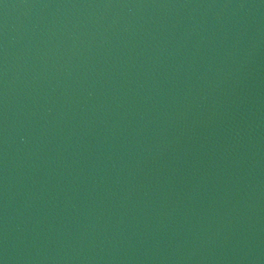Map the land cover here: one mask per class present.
I'll use <instances>...</instances> for the list:
<instances>
[{"label": "water", "instance_id": "95a60500", "mask_svg": "<svg viewBox=\"0 0 264 264\" xmlns=\"http://www.w3.org/2000/svg\"><path fill=\"white\" fill-rule=\"evenodd\" d=\"M0 264H264V0H0Z\"/></svg>", "mask_w": 264, "mask_h": 264}]
</instances>
